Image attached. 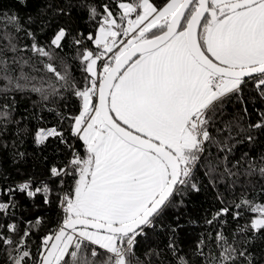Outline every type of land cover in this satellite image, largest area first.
<instances>
[{
	"label": "snow or ice",
	"instance_id": "6c2138e0",
	"mask_svg": "<svg viewBox=\"0 0 264 264\" xmlns=\"http://www.w3.org/2000/svg\"><path fill=\"white\" fill-rule=\"evenodd\" d=\"M87 12L97 21L94 33L73 35L61 26L42 44L0 0V149L9 125L19 124L12 93H36L43 101L67 93L80 101L75 115L57 112L68 136L56 126L34 134L37 145L55 139L54 151L63 146V166L52 164L47 181L0 189L8 197L0 199V248L8 264H153L157 250L148 249L145 259L136 255L141 238L158 227L174 238L182 226L166 224L168 210L205 186L217 189L223 205L205 220L220 226L207 237L217 252L205 253L201 239L196 254L206 264H261L264 253L258 259L251 246L264 237V202L225 204L218 188L227 180L235 186L242 174L264 176V157L254 163L245 153V165L229 159L241 136L252 143L253 133L264 132V110L254 109L255 122L249 113L254 99L264 102V0H110L99 9L87 5ZM21 32L30 44L21 46ZM233 104L241 111L227 112ZM70 140L82 142L83 156ZM17 192L42 197L61 214L35 253L30 241L43 217L34 223L18 217ZM246 212L251 219L229 239L222 218L239 221ZM168 250L175 264H189L172 238Z\"/></svg>",
	"mask_w": 264,
	"mask_h": 264
},
{
	"label": "trees",
	"instance_id": "16d2710c",
	"mask_svg": "<svg viewBox=\"0 0 264 264\" xmlns=\"http://www.w3.org/2000/svg\"><path fill=\"white\" fill-rule=\"evenodd\" d=\"M106 2H110V0H27L25 5L20 4L18 0H2V5L6 12L18 13L25 27L34 31L39 41L42 44H46L61 26L69 28L73 35L79 32L86 37L89 32L94 33L97 21L89 19L87 5H96L99 9ZM49 5H51V8H49ZM57 6L64 8L65 14H55L54 9ZM28 17L32 18L31 22L28 21ZM3 27L4 25L0 23V28ZM8 30L11 31L10 28ZM18 38L21 46L31 43L23 32L18 34ZM85 43L88 42L85 41ZM89 46L91 47L92 45L89 44ZM65 52L68 55H74L73 50L67 46ZM69 62L71 63L72 61ZM74 67L73 75L77 81H80V67L78 64H75ZM12 96L15 98L13 117L16 121H19V124L9 125L10 131L4 137L7 147L0 149V183L6 186L25 178H31L35 181H47L49 167L54 163L63 166V162H66L68 156L63 150V146H60V152L54 151V148L58 145V141L55 139H49L44 145H37L34 142L35 131L38 128L56 126L63 128L66 136H68V122L65 121L61 124L57 112L75 115L78 113L80 101L67 93H65L66 98L63 100L51 98L49 101H43L40 95L36 93L16 92L12 93L8 100H11ZM3 102H5L4 98L0 97V103ZM254 109L264 110V102L254 99L249 104L252 122L258 119ZM240 111L238 104L230 105L227 108L229 113ZM253 135L256 139L252 143H248L243 136L240 137L243 143H236L233 152L229 156L232 163L240 159L241 164L245 165V159H241L245 153L248 154L246 159H252L254 163L264 157V132H255ZM70 142L75 143L76 149L83 156L82 142L71 140ZM17 153H23L24 155L20 157ZM215 155L216 152L213 150V156ZM244 171L245 169L242 167L240 172L244 173ZM202 174L203 169L200 170L198 175L202 178ZM69 184H71V181H69ZM204 184L207 185V181H204ZM230 185L231 181L227 180L218 188V191L225 197V204L239 202L241 198L264 202V195H261V190L264 189V176L259 173L255 175L242 174L239 176L235 186ZM216 195V188L205 186L202 187L201 192L192 193L186 197L184 206L169 209L165 217L166 224L175 226L178 223L182 227L177 229L174 238L167 228L161 229L158 227L154 233H149L148 239L141 238L139 245L135 249L136 255L141 259H145L144 253L151 248L160 253L159 257H152L153 264H175L176 257L168 250L169 240L172 238L174 239L177 253L185 257L189 264H206L205 260L196 254V250L200 240L204 239L206 243L205 253L209 251L217 252L214 242L209 244L207 237L220 226L219 224H214L210 227L205 223L206 219L211 218L212 214L223 206L217 200ZM2 199L7 200L8 197L6 196ZM15 199L20 202L16 215L21 219L30 220L34 223L37 217H43V222L40 225H34V234L30 241L32 250L35 253L40 246V238L49 231L55 230L61 214L55 205L50 207L44 205L42 197H37L33 201L17 192ZM251 216V213L246 212L239 221H234L231 215L222 218L227 220L224 230L229 239L235 232L237 224H246L251 219ZM25 226V224L20 225L22 230ZM251 247L259 259L264 253V237H258ZM0 264H8L5 248H0ZM261 264H264V260H261Z\"/></svg>",
	"mask_w": 264,
	"mask_h": 264
},
{
	"label": "built area",
	"instance_id": "2783aa9c",
	"mask_svg": "<svg viewBox=\"0 0 264 264\" xmlns=\"http://www.w3.org/2000/svg\"><path fill=\"white\" fill-rule=\"evenodd\" d=\"M28 179H31V178H25V179L17 180V181L14 182V184L10 183V184H7L6 186L3 185L2 183H0V189L7 188V187H10V186L11 187H15V185H17L19 183H22V182H24V181H26ZM5 197H6V195H0V199L5 198Z\"/></svg>",
	"mask_w": 264,
	"mask_h": 264
}]
</instances>
